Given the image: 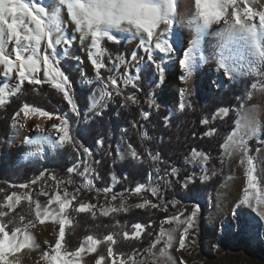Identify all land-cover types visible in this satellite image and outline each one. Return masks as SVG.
<instances>
[{
	"label": "trees",
	"instance_id": "16d2710c",
	"mask_svg": "<svg viewBox=\"0 0 264 264\" xmlns=\"http://www.w3.org/2000/svg\"><path fill=\"white\" fill-rule=\"evenodd\" d=\"M102 45L105 54L101 59L106 67L101 70L99 77L95 76L85 85L79 82L80 66L76 59L66 57L60 63V68L69 79V94L76 105V111H73L63 94L53 89L48 82L40 85L25 82L18 92L14 89L16 94L9 96L8 102L0 107V210L7 213L0 219L5 222L14 220V224L8 225L9 229L21 226L22 222H26V226L35 224L36 203L48 199L46 193L50 186L44 181V176L50 174L55 176L59 192L67 190L71 196L76 197L67 210L69 224L65 229L64 242L70 250L79 248L88 236L104 239L111 234L116 241L114 251L129 258L128 264H132L133 257L134 263L139 260L140 264H151L154 258L152 246L166 217L172 214L170 201L177 200L181 202L180 206L190 204L199 201L208 191L216 190L221 184L224 171L214 161L222 153L227 136L237 126L235 103L227 101L226 94L224 98L212 99L209 105L203 107L200 95H194L191 97V106L180 107L177 112H173L170 107L155 108L150 93L152 89L157 92L153 78L158 77L154 67L146 61L137 66L131 83L119 87L120 94H116L115 88L107 87L111 95H107L104 108L93 118H87L91 94L99 83L105 84L109 76L113 75V63L117 64L123 54L125 39L118 43L104 39ZM258 68L259 79L264 84V65L258 63ZM3 83L0 80V87ZM133 92L136 103L126 99ZM226 104L230 108L229 115L225 119H215L218 109ZM24 105L56 115L68 113L72 119L71 136L79 150L65 145L47 159L30 155L11 165L7 140L16 121V114ZM145 112L149 113L146 119L143 115ZM204 120L208 123H202ZM122 129L128 132L140 162L129 159L116 163ZM210 129L214 131L205 135ZM262 145L263 142H257L253 151ZM83 148L90 149L91 155L84 154ZM194 150L208 155L210 166L217 174L212 181L197 179L186 182V178L199 169L191 164ZM80 157L88 159L92 172L84 176L76 171L69 174L67 170L77 167ZM172 168L176 169V173L171 172ZM155 169L159 173V193L156 198L167 208L135 207L108 216L102 215L100 207L107 192L128 194L137 186L147 184ZM69 179L72 180L70 184L67 183ZM88 179L93 181L91 185L87 183ZM41 187L42 194L39 193ZM105 189L110 191L105 192ZM13 193L23 195L25 199L15 204L13 209H8L6 203L10 202H6L5 198ZM80 203L94 207L83 213L76 212L74 209ZM21 216L24 217L23 221ZM136 223L144 225L140 238L126 240L123 233L136 231L133 228Z\"/></svg>",
	"mask_w": 264,
	"mask_h": 264
},
{
	"label": "rangeland",
	"instance_id": "374dc122",
	"mask_svg": "<svg viewBox=\"0 0 264 264\" xmlns=\"http://www.w3.org/2000/svg\"><path fill=\"white\" fill-rule=\"evenodd\" d=\"M192 1L195 7L194 0ZM25 2L38 3L39 0H25ZM175 2L177 9L173 24V36H181L182 38H186V40L180 39L182 46L174 44L176 52L170 58L165 57L161 59L162 54H156L155 59L161 63L162 67H165V75L161 79L158 72H156L158 79L153 78V83H155L154 88L157 92L152 89L150 93L151 103L155 108L170 107L173 112H177L180 107L191 106V97L194 95H200L201 103L205 107L209 105L212 99L224 98L227 94L225 99L235 103L234 109L237 124L236 128L229 135L236 132L237 140L240 137L244 138L247 145V155L251 156L254 161L255 175L258 177V190L261 194H264V145L258 146L253 151L257 142L264 143V84L259 79L258 62L247 51L243 41H233L225 48L223 46L225 39L219 35L221 26L214 24L201 35L200 46L195 52V84L192 86L183 84L178 96L172 98L167 83L173 74L179 73L178 69L181 65L179 61L183 57V51L191 46L190 42L196 37L195 24L190 19L181 17L183 12L182 4L185 0H175ZM61 16L64 22L63 26L66 28V35L73 37V40L68 47H65L64 44L58 47L57 51L61 53L58 58V65L60 67L61 61L66 57L76 59L78 66H80L79 82L85 85L96 76L93 66L89 61V41L81 42L79 33H75L74 25L68 21L66 9L61 13ZM255 23L259 24L258 18ZM161 28H163V25ZM115 34L120 37V40L125 39V49L117 62L119 66L115 67L112 76L117 78L118 87H123L129 84L126 81L133 79L137 66L147 61V54L139 50L138 38L133 37L131 34L118 32ZM12 47L14 45H10L8 50L11 51ZM61 50L63 51L61 52ZM134 52H136L135 60L131 58ZM222 56L227 58L230 67L235 69L230 75L225 74L219 68V60ZM37 75L43 78L42 71ZM0 80L4 81L1 87L6 91H13L15 89L14 86L17 83L15 76L13 75L11 79L5 78L2 66H0ZM66 87L69 91V79ZM229 87L231 88L229 89ZM107 95V87H105V84L99 83L91 94L87 118H93L101 112L105 106ZM21 109L18 111L19 115L16 117L11 135L7 140L9 163L11 165L17 164L19 160L30 155H38L43 157V159H47L56 150L62 148L56 143L59 137V133H57L58 137L55 139V146L51 150L29 153L17 159L12 158V145L22 132L20 122ZM220 109H227V115L225 116L217 112L214 116L215 119H225L229 115L230 108L227 104ZM59 115L68 119L71 134V117L66 112ZM55 116L56 114H53V118ZM252 128L256 130L254 135L251 132ZM120 139L121 147L116 156V163H122L129 159L134 162H140L139 155L136 157L132 155V152L135 151L134 146L125 129L121 130ZM196 151L206 154L199 150ZM215 159V165H218V168L224 171L221 184L216 190L208 191L199 201L182 204L181 206L179 205L181 202L177 200L170 201L169 205L172 214L163 223L161 231L163 230L164 235L160 237L159 242H155L152 246L151 253L154 258L151 260V264H264V221H261L258 216L256 200L254 198L256 197L257 190L249 189L250 205L241 203L245 196L244 189L247 187V159L240 149H224V147L222 153ZM77 164L78 166L74 168L81 176H84L87 172H92L87 158L80 157ZM191 164L192 166L199 167V169L192 176L186 178L187 183L197 179L212 181L217 175L216 170L211 168L209 160L205 166L202 161L193 159L191 155ZM205 168L207 171H205ZM44 181L50 186V189L46 193L48 199L39 203L40 217L36 215L37 222L35 224L26 226V222H22L21 226H19L22 229L21 234H19L20 238L22 239V233L27 231L34 238L36 246H25L15 253L14 256L9 257L10 260L13 258L18 260L19 264H48L45 255L49 259L51 255H54L52 248L55 246L58 238V220L60 218H67V210L71 205L72 196L68 192L67 200L70 203L64 216L56 215L55 218L52 215L45 216V208L57 210V212L59 208L58 204L55 203L49 205V199H54L56 194L64 198L65 192H59L57 188L58 182L53 179L52 175H45ZM139 186H142L140 194H136L135 191L128 194L107 192L100 207V212L102 213V210L105 208L119 207L122 202L126 204L128 211L145 200L159 204L161 209L167 208L166 205L159 203L156 198L159 193V173L156 169L148 178L147 184ZM41 189L42 187L39 189L40 194H42ZM113 195L117 197L115 200L112 199ZM16 196L20 197V202L25 199L23 195L18 194ZM9 202L15 205V197L13 201ZM195 205H199L200 210L197 212L192 227L184 235V245L181 247V236L187 224H177L175 221L169 222V220L171 217L181 213L183 215L180 216V219H187ZM36 211L35 206V213ZM112 214L114 213H110L109 215ZM143 229L140 230L141 233ZM169 233L172 236V241L171 245L166 247ZM92 237L98 241L96 251H85L82 253L80 264H95V260L101 256L104 257L101 260V264H121L122 259L124 264H128L129 258L117 254L114 251V244L109 245L106 238L98 239L94 236ZM81 246H84L86 249L88 248L89 242L87 238L83 240ZM109 247H112L114 253L111 257L108 256ZM61 252L62 255L65 252H72L64 241L61 242ZM134 264H140V261L137 260Z\"/></svg>",
	"mask_w": 264,
	"mask_h": 264
},
{
	"label": "snow or ice",
	"instance_id": "6c2138e0",
	"mask_svg": "<svg viewBox=\"0 0 264 264\" xmlns=\"http://www.w3.org/2000/svg\"><path fill=\"white\" fill-rule=\"evenodd\" d=\"M194 3L195 15L192 22L195 24L196 37L190 42L191 46L183 51V58L179 61L184 70L182 79H187L196 64L195 52L200 46L201 35L214 24L221 26L219 35L225 39L223 45L225 48L233 41H243L247 51L260 65H264V0H194ZM65 9L68 21L74 25L75 33H79L81 42L89 41V61L93 66L94 74L98 77L101 70L106 67V64L101 59L105 54L102 41L106 39L107 41L118 43L120 37L115 34L117 32L131 34L139 39V50L147 54V62L154 67L161 79L165 75V67H162L161 63L155 59L156 54H162L161 59L170 58L176 52L174 44L182 46L180 37L173 36V24L177 9L175 0H39L38 3L25 2V0H0V66L3 68V76L5 78L11 79L13 75L15 76L17 83L14 87L17 92L25 82L31 85H40L44 81H48L53 89L63 94L64 99L72 106L73 111L76 110V105L66 87L68 83L67 75L58 65V58L61 54L57 51L58 47L61 44L68 47L73 40V37L66 35V28L63 26L64 22L61 13ZM257 18L259 21L258 25L255 23ZM162 25L163 28H161ZM10 45H14L11 51L8 50ZM131 58L135 60L136 52L132 54ZM113 66L118 67L119 65L113 63ZM219 68L228 75L235 71V69L230 67L227 58L223 56L219 60ZM41 71L43 72V78L37 75ZM126 83H131V81L128 80ZM109 86L116 89L117 95L120 94L116 77L109 76L105 87ZM14 94L16 93L6 91L0 87V107L4 106L8 102V97ZM108 95H111V93H108ZM126 99L136 103L135 92L126 97ZM21 111L25 116L32 113L47 117L49 120L53 119V114L48 111L29 105H24ZM218 113L226 116L227 109H218ZM16 115H19V113ZM143 115L146 119L149 113L145 112ZM55 119L60 121L59 124H52V128L59 133L56 143L60 147L70 145L73 148H77L70 134L68 119L60 115H56ZM202 123L206 124L208 121L204 120ZM35 128L41 130V125L36 124ZM213 131L210 129L205 135H209ZM255 131V128L251 129L253 135ZM236 136V132L229 135L223 147L224 149H240L247 159V187L244 189L245 196L241 203L250 205L249 189L257 190L254 198L258 216L261 221H264V194H261L258 190V177L255 175L254 161L251 156L247 155V145L244 138L240 137L237 140ZM98 143H102V141H98ZM53 146H55V143ZM77 150L79 149L77 148ZM83 153L90 156L91 150L83 148ZM132 155L136 157L137 153L133 151ZM152 158L157 159V157ZM192 158L202 161L205 166L209 160L207 154L195 150L192 153ZM67 171L71 174L76 170L73 167ZM205 171H207L206 168ZM171 172L173 174L176 173V169L172 168ZM53 179H55V176H53ZM67 183H72V180L69 179ZM87 183L91 185L93 181L88 179ZM104 191L107 192L110 189H105ZM134 191L136 194H140L142 186H137ZM68 195L69 193L65 190L64 198L59 194H56L54 199L50 198L48 204H58V212L57 210L45 208L44 215H52L54 218L56 215L63 217L70 203L67 200ZM14 197L16 204H18L20 197L16 196L15 193L6 196L5 200L6 202L13 201ZM116 198L115 195L112 196L113 200ZM72 199L75 200L76 197L72 196ZM6 207L13 209L14 204L6 203ZM92 207L94 206L80 203L74 210L83 213L90 211ZM136 207L157 209L160 205L145 200L143 203L137 204ZM36 210L37 217H40V204L38 202L36 203ZM199 210V205H195L187 219L181 220L180 216L183 215L181 213L171 217L169 220V222L175 221L177 224H187L181 236V247L184 245V235L192 227ZM121 211H127V206L123 202L119 207L103 209L102 215L108 216L110 213ZM6 215L5 211L0 210V218ZM20 219L23 221L24 217L21 216ZM166 219L169 218L166 217ZM58 223V238L52 248L54 255H51L50 259L45 255L48 264H80L82 253L85 251H96L98 241L92 236H88L89 246L87 249L81 246L75 251L65 252L62 255L61 242L65 240V226L69 224V220L60 218ZM9 224H14V220L9 219L5 222L0 219V264H19L18 260L15 258L10 260L9 257L14 256L15 253L25 246L35 247L36 245L34 238L27 231L22 233L23 238L21 239L19 234H21L22 229L15 226L9 229ZM133 228L136 230L133 233H123L126 240L129 238L139 239L141 236L140 230L144 228V225L136 223ZM163 235L164 232L162 230L156 242H159L160 237ZM106 241L109 245L116 242L111 234L106 236ZM171 241L172 236L169 233L166 247L171 245ZM113 254L112 247H109L108 256L111 257ZM103 259L104 257L101 256L95 260V264H101ZM121 264H124L123 259ZM132 264H134V258Z\"/></svg>",
	"mask_w": 264,
	"mask_h": 264
},
{
	"label": "bare ground",
	"instance_id": "6f19581e",
	"mask_svg": "<svg viewBox=\"0 0 264 264\" xmlns=\"http://www.w3.org/2000/svg\"><path fill=\"white\" fill-rule=\"evenodd\" d=\"M192 2V0H185V2L182 4L183 12L181 15V17L190 19L191 21H193V17L195 15V7ZM180 39L186 40V38H182L181 36ZM178 70L179 73L173 74L167 83L172 98H176L178 96L179 90L183 84L192 86L196 81L195 65L193 67L192 73L187 77V79H182V74L184 71L182 65H180ZM20 122L22 125V132L16 142L12 145V158L17 159L29 153L51 150L53 144L55 143L56 137H58L56 129L51 128V124H59V120H56L55 118L49 120L47 117L34 114H28V116H25L24 113L21 112ZM36 124L41 125V130H37L35 128ZM45 137H47V139H45Z\"/></svg>",
	"mask_w": 264,
	"mask_h": 264
},
{
	"label": "water",
	"instance_id": "95a60500",
	"mask_svg": "<svg viewBox=\"0 0 264 264\" xmlns=\"http://www.w3.org/2000/svg\"><path fill=\"white\" fill-rule=\"evenodd\" d=\"M133 258H134V257H133ZM133 258H132V260H131L132 262H133ZM134 261H135V258H134Z\"/></svg>",
	"mask_w": 264,
	"mask_h": 264
}]
</instances>
